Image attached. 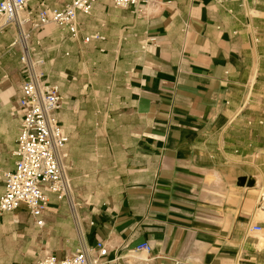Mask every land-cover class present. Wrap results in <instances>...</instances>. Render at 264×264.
I'll use <instances>...</instances> for the list:
<instances>
[{"label":"crops","instance_id":"1","mask_svg":"<svg viewBox=\"0 0 264 264\" xmlns=\"http://www.w3.org/2000/svg\"><path fill=\"white\" fill-rule=\"evenodd\" d=\"M71 1L28 0V10ZM76 23V36L50 24L27 47L41 82L59 90L70 192L41 187V227L24 204L0 214V264L66 259L82 245L96 256L97 242L103 264H264V113L249 98L264 83V0H97ZM14 38V28L0 34V197L23 121ZM49 38L65 42L63 54L43 52ZM74 84L109 93L84 148L61 110Z\"/></svg>","mask_w":264,"mask_h":264},{"label":"built area","instance_id":"2","mask_svg":"<svg viewBox=\"0 0 264 264\" xmlns=\"http://www.w3.org/2000/svg\"><path fill=\"white\" fill-rule=\"evenodd\" d=\"M97 0H72L61 11L40 9L28 10V0H0V34L7 28L15 29V38L10 47L23 51L21 57L22 96L19 106L23 112V121L14 152L15 171L4 175V191L0 197V214L16 210L24 204L38 227L43 225L42 215L47 198L41 187L47 186L50 193L59 198H67L70 192L69 179L63 160L66 138L61 134L55 113L61 108V98L56 85H46L36 70L37 63L29 57L27 49L31 33L54 25L67 29L73 36L78 33L76 14L89 15L92 4ZM114 6L127 8L139 0H110ZM90 39L97 37H87ZM154 42L153 37L146 38L144 46ZM259 230V228H252ZM149 251L148 245L140 246L137 251ZM94 251V250H93ZM85 246L66 259L45 256L36 264H103L107 249L101 242L95 246L96 256Z\"/></svg>","mask_w":264,"mask_h":264},{"label":"rangeland","instance_id":"3","mask_svg":"<svg viewBox=\"0 0 264 264\" xmlns=\"http://www.w3.org/2000/svg\"><path fill=\"white\" fill-rule=\"evenodd\" d=\"M67 39V38H66ZM68 40V39H67ZM69 41V40H68ZM64 44L57 38H52L44 41L43 52L50 55L63 54ZM262 75L261 81L264 80V59L262 63ZM251 91L249 98L252 100V104H257L258 111L264 113V83L262 84H250ZM109 93L103 94L102 88L98 84H93L91 87H86L81 84H74L71 96H67L63 100L62 109L65 112L67 120L69 118L68 112L71 114L72 125H68L73 134L78 132V140L82 148L86 145L94 143L93 132L94 125L98 123L101 118L100 113L108 109L110 106L105 102ZM67 102V106L64 105ZM11 113V111H10ZM15 114V113H14ZM264 127V118L261 122ZM261 126V127H262ZM8 141L13 140V133L11 134L10 124L6 126ZM74 144V141L71 140ZM7 157V142L0 140V162ZM72 188V186H71Z\"/></svg>","mask_w":264,"mask_h":264},{"label":"water","instance_id":"4","mask_svg":"<svg viewBox=\"0 0 264 264\" xmlns=\"http://www.w3.org/2000/svg\"><path fill=\"white\" fill-rule=\"evenodd\" d=\"M240 186H244L246 184L247 187H251L253 185V182L250 180H247L246 178H241L239 180Z\"/></svg>","mask_w":264,"mask_h":264},{"label":"bare ground","instance_id":"5","mask_svg":"<svg viewBox=\"0 0 264 264\" xmlns=\"http://www.w3.org/2000/svg\"><path fill=\"white\" fill-rule=\"evenodd\" d=\"M70 200H71V198H70Z\"/></svg>","mask_w":264,"mask_h":264}]
</instances>
